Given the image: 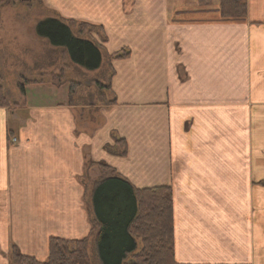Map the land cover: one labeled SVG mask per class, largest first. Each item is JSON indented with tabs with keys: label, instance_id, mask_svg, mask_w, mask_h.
<instances>
[{
	"label": "crops",
	"instance_id": "0c3cea01",
	"mask_svg": "<svg viewBox=\"0 0 264 264\" xmlns=\"http://www.w3.org/2000/svg\"><path fill=\"white\" fill-rule=\"evenodd\" d=\"M246 2L232 19L219 0L0 4L18 12L0 18V264L13 246L46 261L50 237L94 247L100 162L170 188L177 264H264V0ZM36 5L89 25L93 77L36 35ZM42 67L72 83L62 101Z\"/></svg>",
	"mask_w": 264,
	"mask_h": 264
},
{
	"label": "trees",
	"instance_id": "16d2710c",
	"mask_svg": "<svg viewBox=\"0 0 264 264\" xmlns=\"http://www.w3.org/2000/svg\"><path fill=\"white\" fill-rule=\"evenodd\" d=\"M198 1L204 6L210 2ZM246 5V0H219V14L221 18H242ZM72 28H76V35L72 34ZM88 28L86 22L46 18L37 23L35 33L50 45L64 48L75 65L92 71L100 66V50L92 41L77 38ZM7 105L0 86V107ZM117 142L123 144L121 155H125V142ZM98 167L103 178L93 186L95 220L89 233L96 232L93 249L97 264H177L173 259L170 188L134 189L104 162L98 163ZM88 246L89 236L80 240L50 237L46 261L23 255L15 246L10 252L11 261L13 264H90Z\"/></svg>",
	"mask_w": 264,
	"mask_h": 264
},
{
	"label": "rangeland",
	"instance_id": "374dc122",
	"mask_svg": "<svg viewBox=\"0 0 264 264\" xmlns=\"http://www.w3.org/2000/svg\"><path fill=\"white\" fill-rule=\"evenodd\" d=\"M52 6H54V8H60L62 11H57V10H54V9L53 10H49V9H45L43 7V5H36V6H32V10H31L30 13H28V11H27V15H29V17L32 19L31 22H34V21H37V20L40 21V20H43V19H46V18H55V19H61L62 18V19H64L62 16L66 13V11L62 9V5H52ZM13 13H16L18 15V12L12 11L11 9H9V7L7 5H3L1 7V9H0V18L4 19V18L12 17ZM72 30H73L72 34L76 35L77 34L76 28H72ZM83 36L79 35V36H77V38L85 39V38H83ZM42 39H44V38H42ZM48 45L50 46V44H48ZM57 48H61V49H63V51H65V53H67L64 48H62V47H57ZM65 56H66V59L70 60L68 54H65ZM60 60L62 61L61 58H59V61ZM70 63H72V62L70 61ZM60 67H58V68H50V67L44 68V67H42V69H44V72L41 75H38L36 77L37 80H39L40 78L45 77L43 79L44 83L46 81H48V83L53 82V84L55 85V88L53 90V98H52L51 102H60V101H62L63 93H65V91L68 88V84L69 83L66 81L64 76L61 77V79L59 81H54L53 75L54 74H58V72H60ZM94 71L93 70L92 71L86 70V72L88 74V77H93L94 76V74H93ZM7 79H9V78H7ZM42 98H44V97L42 96ZM46 98H48V97H46ZM35 100H36V97H35ZM47 100H50V98L47 99ZM96 101H99L98 92H97ZM102 102H104V99L102 100ZM136 247L138 249L140 248L139 240H137ZM88 252H89V263L90 264H97L92 245L88 246Z\"/></svg>",
	"mask_w": 264,
	"mask_h": 264
},
{
	"label": "bare ground",
	"instance_id": "6f19581e",
	"mask_svg": "<svg viewBox=\"0 0 264 264\" xmlns=\"http://www.w3.org/2000/svg\"><path fill=\"white\" fill-rule=\"evenodd\" d=\"M128 257V256H127Z\"/></svg>",
	"mask_w": 264,
	"mask_h": 264
}]
</instances>
